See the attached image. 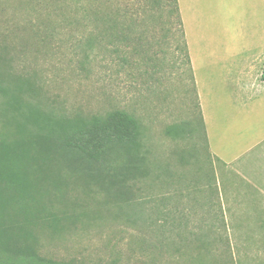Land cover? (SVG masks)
Masks as SVG:
<instances>
[{
    "label": "rangeland",
    "instance_id": "obj_1",
    "mask_svg": "<svg viewBox=\"0 0 264 264\" xmlns=\"http://www.w3.org/2000/svg\"><path fill=\"white\" fill-rule=\"evenodd\" d=\"M228 1L221 52L191 22L216 51L187 44L190 64L174 0H0V157L24 177L0 174V264H264L263 214L222 206L246 190L218 185L202 116L232 87L222 60L263 54L261 80L264 18ZM116 110L139 141L106 136Z\"/></svg>",
    "mask_w": 264,
    "mask_h": 264
},
{
    "label": "crops",
    "instance_id": "obj_2",
    "mask_svg": "<svg viewBox=\"0 0 264 264\" xmlns=\"http://www.w3.org/2000/svg\"><path fill=\"white\" fill-rule=\"evenodd\" d=\"M245 3L248 12L245 14L252 18H264V0H245ZM230 5L228 0H178L190 52L216 51L214 48L195 47L194 43L199 39L191 28L192 21H202L205 27H209L208 41L221 52L215 19L223 9L229 11ZM237 52L235 58L233 55L230 57L229 69L222 60L232 87L228 93H215L219 104L215 108L202 107V116L218 185L221 187L222 181H229L230 189L246 190V194L239 192L240 196H247L245 201L238 200L233 204L224 201L222 206L241 207L238 212L261 213L264 219V81L261 79L257 83L247 72L252 69L257 57L263 54L247 57L239 56ZM228 102V111L218 110ZM230 104L237 105V108ZM220 194L224 196L223 191Z\"/></svg>",
    "mask_w": 264,
    "mask_h": 264
},
{
    "label": "trees",
    "instance_id": "obj_3",
    "mask_svg": "<svg viewBox=\"0 0 264 264\" xmlns=\"http://www.w3.org/2000/svg\"><path fill=\"white\" fill-rule=\"evenodd\" d=\"M174 3H175V8L177 10L178 16H179V22H180V24L182 26V35H183V40H184L183 44H185V47H186L187 60L191 64L189 51H188V48H187L188 45H187V42H186L183 22H182V18H181V14H180V9H179V6H178V0H174ZM261 79L264 81V68H263V72H262V75H261ZM98 122L99 121H95L90 126L92 131H94L93 129H97L99 127V123ZM104 125H106L104 130L105 131L107 129L109 130V131L105 132V133H107L106 136L108 138H110V137L115 135L116 138H118V139L125 138L126 141H128V142L136 143L137 141H139L138 137H139V132H140V128H141L140 123H139V121L137 120L136 117H134L133 115H131L130 113H128L126 111L116 110V111H112V112L108 113L106 115ZM166 131L169 134H172V132H173L171 127L167 128ZM86 139H88L89 141L92 140L91 143L94 144V145L97 143V141H96L97 139L95 137L92 138V139L90 137H86L84 142L86 141ZM80 142H81V145H82V141L81 140H80ZM95 146H97V145H95ZM0 174H1V176L4 179H6L11 184L22 183L23 179H24L23 175L19 171H17L15 168L11 167L5 161V159H3L2 157H0ZM22 254H25V253L16 252V251L11 252V255H13L15 257L22 256Z\"/></svg>",
    "mask_w": 264,
    "mask_h": 264
}]
</instances>
